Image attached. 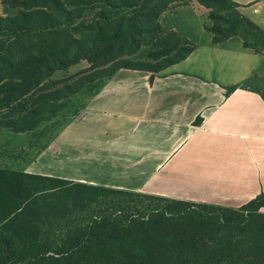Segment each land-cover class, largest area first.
<instances>
[{"label":"trees","instance_id":"obj_1","mask_svg":"<svg viewBox=\"0 0 264 264\" xmlns=\"http://www.w3.org/2000/svg\"><path fill=\"white\" fill-rule=\"evenodd\" d=\"M2 1L0 130L33 131L86 86L122 69L160 74L196 48L161 24L189 0ZM199 3L214 44L239 37L264 55L236 0ZM262 210L264 194L228 208L0 168V264H264Z\"/></svg>","mask_w":264,"mask_h":264},{"label":"crops","instance_id":"obj_2","mask_svg":"<svg viewBox=\"0 0 264 264\" xmlns=\"http://www.w3.org/2000/svg\"><path fill=\"white\" fill-rule=\"evenodd\" d=\"M236 2L264 31V0ZM161 24L195 50L160 74L122 69L74 95L68 108L94 91L68 124L66 179L239 208L264 194V55L239 37L214 44L199 0L173 5Z\"/></svg>","mask_w":264,"mask_h":264},{"label":"rangeland","instance_id":"obj_3","mask_svg":"<svg viewBox=\"0 0 264 264\" xmlns=\"http://www.w3.org/2000/svg\"><path fill=\"white\" fill-rule=\"evenodd\" d=\"M10 13L7 5L0 0V15L4 16ZM146 51H142L141 56H144ZM138 57L140 56L136 58ZM87 67L88 64L82 62L70 67L66 72L59 71L55 74L54 80L71 77L84 71ZM92 94H94V91L87 89L86 92L80 94V97L71 100L69 108L67 107L68 102H65L63 108L48 111L40 125L33 131L17 134L5 129L0 130V168L66 179L68 165L66 158L68 153L67 140L69 137L72 138V134L68 133V124L71 123L73 118H77L76 116L84 100H86V97L82 95L92 96ZM78 136L81 135H75V137ZM117 147H119L117 151L121 153V157H123V154L128 156L132 152H130L129 145L117 144ZM79 154H82V150L79 151ZM100 160L104 161L102 157ZM76 165L77 163L75 167ZM127 166L122 165L121 174L120 172V175L117 173L122 178L127 177V171L130 173ZM135 170L136 168H134ZM138 193L148 194L146 192ZM262 211L264 212V210Z\"/></svg>","mask_w":264,"mask_h":264}]
</instances>
